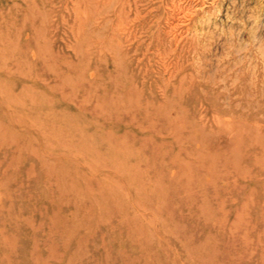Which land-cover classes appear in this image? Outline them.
I'll list each match as a JSON object with an SVG mask.
<instances>
[{
	"label": "rangeland",
	"instance_id": "rangeland-1",
	"mask_svg": "<svg viewBox=\"0 0 264 264\" xmlns=\"http://www.w3.org/2000/svg\"><path fill=\"white\" fill-rule=\"evenodd\" d=\"M0 264H264V0H0Z\"/></svg>",
	"mask_w": 264,
	"mask_h": 264
}]
</instances>
